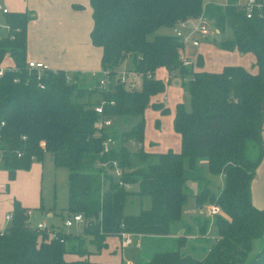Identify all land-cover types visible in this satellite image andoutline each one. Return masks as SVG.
Listing matches in <instances>:
<instances>
[{
    "label": "trees",
    "instance_id": "16d2710c",
    "mask_svg": "<svg viewBox=\"0 0 264 264\" xmlns=\"http://www.w3.org/2000/svg\"><path fill=\"white\" fill-rule=\"evenodd\" d=\"M88 4L89 41L101 49L100 68L111 77L104 91L89 88L79 72L50 69L36 77L26 71V15L4 14L14 37H0V62L9 60L18 70L4 71L0 77V169L10 179L16 170H27L33 160L49 154L53 166L68 172L67 208L59 214L65 218L80 213L84 224L78 234H62L60 243L28 227L27 208L13 200L10 222L0 235V264H122L91 259L111 239L115 243L111 242L110 253L121 258L122 231L138 235L135 264L242 263L251 241L264 234V208L250 201V181L264 154V9L246 18L236 0H225L223 6L209 0H88ZM201 13L217 30L220 50L252 55V72L238 65L201 70L199 56L197 68L193 63L184 66L177 38L155 33ZM225 32L227 37L222 38ZM125 64L140 74L138 87L116 82L115 73ZM158 68L174 71L183 93L171 120L179 150L146 152L141 145L129 150L124 141L142 139L144 110L167 111L162 103L151 101L165 89L154 77ZM14 76L18 83L12 82ZM92 92L107 102L102 114L112 123L115 118L132 119L127 130L116 134L111 124L96 133L93 123L98 115L93 107L99 99L82 100ZM107 136L119 144L101 155L100 142ZM106 161L120 169L122 182L136 185L135 194L149 197L148 209L123 214L129 191L97 166ZM199 164L214 176L216 185L211 191L204 179L194 202L216 205L220 211L212 217H192L191 224L177 227L181 234L170 232L171 223L181 219L186 200L184 170L194 171ZM86 238L93 251L86 248ZM243 264H264V242Z\"/></svg>",
    "mask_w": 264,
    "mask_h": 264
},
{
    "label": "rangeland",
    "instance_id": "374dc122",
    "mask_svg": "<svg viewBox=\"0 0 264 264\" xmlns=\"http://www.w3.org/2000/svg\"><path fill=\"white\" fill-rule=\"evenodd\" d=\"M20 2V0H13L14 5H10L8 0H1V4L5 6L9 12H15L16 3ZM207 1V0H204ZM218 2H222L223 0H217ZM0 24H3V19L0 16ZM211 30V29H210ZM4 31L0 27V35L3 34ZM157 34H172L171 28H158L156 30ZM227 37V32L222 35V38ZM218 36L215 34L210 35L206 39H201L199 46L197 48H190L189 46H185L183 48L185 56L190 59L193 63V66L196 67V58L199 56L201 65L199 68L201 70L207 71H218L225 65H238L242 66L248 71H253V57L250 53L241 54L237 51H224L220 50L216 45L218 40ZM221 38V37H220ZM126 69H128V64L124 65ZM197 68V67H196ZM154 77L157 79H161L164 82L165 89L163 93L157 94L152 97V102H160L163 106H166L167 111L160 113L158 110H153L151 108H146L143 112V130H142V139L140 142L134 140H126L124 141L123 145L127 149H135L140 144H142L143 151H155L156 150H171L173 151L176 149L177 136L175 132L171 128V119L173 116L174 111V104L182 99V91L179 90L178 87L174 86L173 84V77L169 75V72L164 68H158L154 71ZM92 84H95L94 80L91 81ZM138 83V80H137ZM135 84V83H134ZM125 88L131 87L130 84H125ZM179 97V98H178ZM99 99L98 92H92L89 95L84 94L82 97L83 101H96ZM125 119L115 118L113 120V130H115L116 134L122 130H127L132 123V119L129 118L127 122L123 121ZM264 121V116H263ZM262 121L261 127V137L264 144V123ZM174 134H173V132ZM173 134V140L170 135ZM168 138V140H167ZM150 142H154L157 144V147L148 148V144ZM119 144V140L116 139L115 145ZM177 146L176 148L173 146ZM174 152V151H173ZM36 163L37 167L33 170L34 166L30 168L31 173L30 177L32 178V182L34 183L32 189H28L25 186V182L23 181L26 170H19L15 171L13 177L8 179L6 174H3L0 170V183H6L8 186L11 184L15 187V196L17 198H21L23 195L28 196V204H37V201L41 203L44 209L53 210V213L57 217L63 218L58 211L64 213L67 208V170L62 167H55L51 162V157L49 154H44L40 161L33 160ZM30 167V166H29ZM24 173V176L23 174ZM184 175L187 178L185 183V192H186V200L183 204V211L182 216L179 222H173L170 226V232L177 230V227H181L182 224H191V219L194 216H206L202 211L203 205L196 206L194 202V195L197 191L202 187L203 180H209V189L211 191L215 190V178L214 176L207 173L205 166L203 164H199L194 171L184 170ZM26 187V188H25ZM129 193L125 196L123 202V209L122 212L124 215H132L137 214L140 210H145L149 208L150 199L148 196H138L136 193L137 187L136 185H129L126 188ZM253 191V192H252ZM13 192V191H12ZM256 198L258 196H262L264 193V154L261 156L256 168H255V175L250 181V201L252 198V193ZM12 198L10 192L5 194L4 196L0 197V201L2 199L6 200L7 204ZM21 200V199H20ZM254 202H257L254 199ZM264 203V202H263ZM30 206V205H28ZM206 206V205H204ZM203 206V207H204ZM264 207V206H262ZM4 208H9V205L5 206ZM37 208V207H36ZM34 208H30L31 215L29 217L30 225L34 226L37 222H46L50 224V222L54 221L53 218L46 217L45 213L39 212V210ZM199 208V209H198ZM5 209L0 208V215L3 213ZM43 211V210H42ZM61 220V219H60ZM191 234H195V227L191 226ZM177 234H181L182 230L179 229L176 232ZM86 238L85 246L88 250L93 251L92 245ZM139 238H133V240H138ZM114 240H110L108 243L109 248L107 250L103 249L99 253L93 254L91 259L98 262L103 261H120L122 264H135V260L138 255V247L134 248V244L129 245L127 248L124 249L122 253V257L119 258L117 254H111L113 244L111 242ZM119 241V240H118ZM139 242V240H138ZM264 242V234L260 238L253 239L251 241L250 249L245 256L242 263L236 264H243L250 261L254 255L260 249L262 243ZM198 254V252L194 253ZM71 258V257H70Z\"/></svg>",
    "mask_w": 264,
    "mask_h": 264
},
{
    "label": "crops",
    "instance_id": "0c3cea01",
    "mask_svg": "<svg viewBox=\"0 0 264 264\" xmlns=\"http://www.w3.org/2000/svg\"><path fill=\"white\" fill-rule=\"evenodd\" d=\"M8 3L14 5L13 0H8ZM15 12H23L26 15V61H41L52 70L61 69L68 73H83L82 75L86 77V85L89 88H93L94 84L91 83L92 80L89 79L88 73L100 69L101 49L91 45L89 41L88 35L92 21L88 0H20V2L17 1L16 3ZM173 84L179 88L178 80L176 78H173ZM179 90L181 89L179 88ZM173 134L170 135L172 140L174 139ZM175 135L177 136V139L175 138V140L176 142L178 141V147L173 145L175 148L177 147L173 150L174 152L179 150V136L176 133ZM140 145L142 146V144ZM151 147H154L153 149H155L157 144L150 142L148 148ZM165 151L166 150L162 151L155 149V151L150 152ZM32 166H34L33 170L37 167L36 163L32 161L30 167L24 171L26 175L24 176V173H22L24 176L23 181L26 183L25 186L29 190L32 189L34 185L32 178L30 177V168ZM0 170L3 171V174H6L5 170ZM8 192L12 195V198L8 200L9 204H7L4 199L0 201V208L5 209L0 215V223H2L3 215L11 211L13 200H16L21 207L27 209H35L37 207L36 209L39 210V212L45 213L46 217L54 219V221L50 222L51 225L60 226L61 217L56 216L55 218L53 210L50 211V209H44L38 201L37 204H34V202L33 204H28V202H26V200H28L27 195H23L21 198L15 196L14 193L16 192L14 185L11 184L8 186L6 183H0V197L8 194ZM254 199L257 202H254ZM263 202L264 193L262 196H258V198L252 193L251 203L253 206L264 208L262 207L264 206ZM7 205H9V208H4ZM59 212L60 211L57 213ZM125 248L120 249L121 257Z\"/></svg>",
    "mask_w": 264,
    "mask_h": 264
},
{
    "label": "built area",
    "instance_id": "2783aa9c",
    "mask_svg": "<svg viewBox=\"0 0 264 264\" xmlns=\"http://www.w3.org/2000/svg\"><path fill=\"white\" fill-rule=\"evenodd\" d=\"M208 1V0H207ZM211 2H215L218 5L223 6L225 0L222 2H218L217 0H209ZM206 3V2H205ZM236 5L244 11L246 18H250L254 13H260L261 9H264V0H236ZM8 13V10L5 6L1 4L0 0V16L3 19V24H0V27L3 29L4 33L0 35V37H7L8 39H13L14 35L10 33V29L6 21L4 20V14ZM211 29V30H210ZM18 31V29H15ZM217 32L214 28H212L209 24V21L201 14L194 18H186L180 21H177L172 28V35L177 38L182 46V52L180 55L181 64L182 65H190L192 62L188 59L183 51L185 46H189L190 48H196L199 46L201 39H206L210 35ZM25 69L28 72H34L36 77H38L42 72L46 70H50L48 66L41 61H25ZM18 68L15 65L10 64L9 60H2L0 62V77L3 75L4 71H17ZM52 70V69H51ZM81 75L83 73H80ZM169 75L174 78V71H169ZM149 76V75H148ZM88 77L91 80L95 81L93 88L98 91H104L107 89V86L111 82V77L109 75V71L106 69H99L97 71H90L88 73ZM68 77L66 78V80ZM115 80L118 84L125 85L130 84L131 87L136 88L140 83V74L135 71L126 69L125 66L120 67L115 73ZM138 80V83H137ZM13 83L19 82V77L14 76L12 78ZM135 83V84H134ZM107 102L103 99H99V103L93 107L94 112L98 115V118L94 121L93 127L98 135L101 132L107 131L111 124L112 119L104 116L103 107ZM111 104V102H109ZM115 145V140H113L110 136L104 137L100 142V154H107L110 149H112ZM140 146V145H139ZM19 156V154H17ZM110 162H98L97 166L102 168L106 174H110L112 177L117 179V184L124 189H126L129 185L122 182L119 178L121 176V171L118 169L114 162L111 163V167L109 166ZM202 211L208 217H212L219 213V207L216 205H206L202 206ZM26 225L37 232H42L47 235L50 239H55L58 242L62 243L63 238L62 234H78L84 224L83 217L80 213L72 214L69 217H65L60 220V226H55L51 224H47L46 222H37L34 226L30 225L29 217L31 215V211L29 209L26 210ZM11 214L7 212L3 215L2 223H0V235L4 233L7 228L8 223L10 222ZM119 241L118 247L119 249L125 248L128 245L134 244V248L139 246V242L137 240H133V238H138V235H134L128 232H119L118 234Z\"/></svg>",
    "mask_w": 264,
    "mask_h": 264
},
{
    "label": "water",
    "instance_id": "95a60500",
    "mask_svg": "<svg viewBox=\"0 0 264 264\" xmlns=\"http://www.w3.org/2000/svg\"><path fill=\"white\" fill-rule=\"evenodd\" d=\"M200 207V206H199ZM199 209V208H198Z\"/></svg>",
    "mask_w": 264,
    "mask_h": 264
}]
</instances>
